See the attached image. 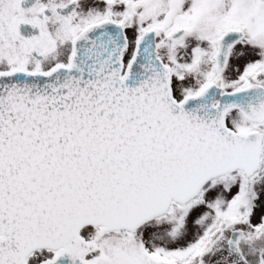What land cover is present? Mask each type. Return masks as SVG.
Listing matches in <instances>:
<instances>
[{"label":"snow or ice","instance_id":"snow-or-ice-1","mask_svg":"<svg viewBox=\"0 0 264 264\" xmlns=\"http://www.w3.org/2000/svg\"><path fill=\"white\" fill-rule=\"evenodd\" d=\"M0 264H264V0H0Z\"/></svg>","mask_w":264,"mask_h":264}]
</instances>
